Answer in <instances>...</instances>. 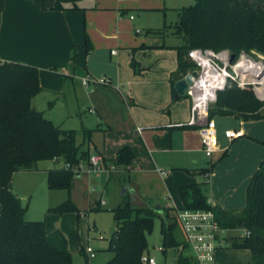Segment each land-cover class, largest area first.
<instances>
[{
  "label": "crops",
  "instance_id": "obj_1",
  "mask_svg": "<svg viewBox=\"0 0 264 264\" xmlns=\"http://www.w3.org/2000/svg\"><path fill=\"white\" fill-rule=\"evenodd\" d=\"M61 3L63 8H53L54 0H0V61L34 65L41 89L31 97V107L42 110L61 127L74 128L75 135L81 131V142L86 145L81 149L100 152L106 160L104 165L122 146L132 150L131 163L120 173L110 170L89 175L81 171L72 177L69 195L80 211L96 199L105 204L101 196L109 182L120 189L118 203L133 190L152 205L160 203L175 211L184 205L179 188L197 184L210 205L240 210L246 203L247 184L264 155V116L244 120L233 115H211L217 126L218 148L211 155L204 152L197 129L186 123L190 116L189 97L173 95L176 79L172 83L171 78L178 66L177 47L182 38L168 28L174 22L167 19L172 7L165 0ZM85 76L89 80L83 84ZM98 76H105L108 82L92 80ZM137 126L142 129L137 130ZM227 127L241 128L244 134L230 140L222 132ZM83 129L89 130L85 133ZM75 142L80 144L76 139ZM50 160L53 167L54 160ZM49 167L16 170L11 178L16 173L40 172L45 176ZM204 172H208L206 178ZM127 175L131 184L124 179ZM98 181L96 198L92 194ZM28 185L24 192H30L32 185ZM16 190L20 199L23 195ZM48 190L46 186L45 193L51 194ZM44 229L46 233L60 230L68 249L69 238L62 228L45 224ZM175 229V239L182 242ZM234 230L224 231L225 243L215 251V264L249 263L248 249L229 245L230 238L245 234L244 229L241 234H233ZM85 231L83 241L76 242L78 252L88 245V224ZM159 234L162 239L160 228ZM158 249L164 255L162 264H167L171 248L162 250L161 243ZM174 249L175 264L179 254L193 260L187 247ZM146 254L153 257L150 251ZM110 256L106 254L98 260L94 253L89 258L94 261L88 262L85 255L84 263L103 264Z\"/></svg>",
  "mask_w": 264,
  "mask_h": 264
},
{
  "label": "trees",
  "instance_id": "obj_2",
  "mask_svg": "<svg viewBox=\"0 0 264 264\" xmlns=\"http://www.w3.org/2000/svg\"><path fill=\"white\" fill-rule=\"evenodd\" d=\"M62 1L54 0L53 8H63ZM178 15L175 33L182 38V44L177 47L178 66L172 83L196 68L187 54L193 47L228 48L234 55L254 49L264 54V0H195L192 5L179 7ZM40 89L34 65L0 61V264H71L72 260L60 230L46 233L42 220L25 219L26 207L10 188L13 171L35 169L41 159L60 160V165L46 169L45 181L49 189H64L66 195L47 210L71 211L79 217L81 212L100 208L99 199L82 211L71 200L74 167L85 164L89 152L75 142L74 128L61 127L45 117L42 110L31 107V97ZM263 110L264 101L247 84L217 90L216 100L210 106V112L244 120L262 118ZM83 130L86 133L89 129ZM132 157L130 147L122 146L107 166L102 157V164L107 173L110 165L121 171ZM205 173L206 178L208 172ZM124 179L131 184L128 175ZM179 195L186 207L211 208L224 230L244 229L248 234L230 238V247L248 249V264H264V155L247 184L246 203L238 211L210 205L197 184L181 186ZM110 210L118 228L108 239L107 250L113 254L103 264H148L141 257L148 251L147 235L152 232L156 217L161 219L162 250L186 247L173 235L178 226L173 207L156 209L129 190ZM79 253L85 256L82 248ZM177 264L195 262L191 256L179 254Z\"/></svg>",
  "mask_w": 264,
  "mask_h": 264
},
{
  "label": "built area",
  "instance_id": "obj_3",
  "mask_svg": "<svg viewBox=\"0 0 264 264\" xmlns=\"http://www.w3.org/2000/svg\"><path fill=\"white\" fill-rule=\"evenodd\" d=\"M187 54L195 62L198 74L192 77L186 91L190 107V116L186 123L197 129L202 149L211 155L218 148L217 126L210 115V106L216 100L217 90L230 86L234 81L239 84L251 82L257 84L256 93L260 99H264V83L260 75L262 68L258 64L264 63V58L256 59L245 51L231 56L228 48L214 50L208 47H193ZM88 80L85 76L81 81L85 84ZM92 80L103 84L108 82L105 76ZM89 110L93 111L91 108ZM136 129L140 130L142 126H137ZM222 132L230 140L244 134L243 129L233 127L224 128ZM102 157L98 151L90 152L83 169L80 164L77 168L74 167V175L81 171L89 175L100 173L103 171ZM109 168L115 167L110 165ZM159 169L161 173H165L163 168ZM205 175L204 172V177ZM175 218L183 233V242L192 253L195 264H215V251L224 246L225 230L216 220L214 211L211 208H189L182 205L175 208ZM88 230L93 231V226H88ZM83 251L87 258L94 256V251L88 245L83 246ZM141 261L155 263L154 258L146 254L142 255Z\"/></svg>",
  "mask_w": 264,
  "mask_h": 264
},
{
  "label": "rangeland",
  "instance_id": "obj_4",
  "mask_svg": "<svg viewBox=\"0 0 264 264\" xmlns=\"http://www.w3.org/2000/svg\"><path fill=\"white\" fill-rule=\"evenodd\" d=\"M195 2V0H165V3L172 8L170 9L168 20L174 21L169 24L168 28H171L174 33L179 27V20H178V14L177 9L179 7L183 6H189L192 5ZM175 8V9H174ZM167 27V26H166ZM162 28H165L162 27ZM252 56H254L256 59L264 58V54L252 49L250 52ZM264 61V60H263ZM264 67V63H261ZM262 77V81L264 83V73ZM244 85L247 84L251 87V89L254 92V95L258 97V94L256 93V85L251 82L239 84L237 81H234L231 83V85ZM263 100L264 99H260ZM57 114V107L53 108V117L55 118V115ZM46 117V116H45ZM54 123V122H53ZM75 127H79L78 124ZM76 141L80 142V148L85 147L86 145H83L81 142V131H77L75 135ZM54 160L53 165L58 166L61 164L60 160ZM52 161L50 159H41L36 162V167H51ZM81 169L84 168V164H80ZM102 170L105 172L106 167H101ZM108 168V167H107ZM112 172L117 171L116 168L110 169ZM119 171L118 173H120ZM44 173L36 172V173H29V174H23V173H16L11 179H10V185L12 186V191H20L19 193H22V197L20 198V202L22 205L26 207L25 210V219L27 220H42L44 222V226H56V228L60 227L64 230V232L67 234L69 238V247L68 251L71 254V264H85L84 262L87 260L84 256H82L77 251V244L78 241H83L85 235H86V225L88 226L92 225L95 229L93 232L88 231L87 236L88 238V246L91 248V250L94 251L96 254V259L101 260L103 256L106 254H111L112 252L107 250L108 246V239L110 238V235L112 234L113 230H116L118 228V222L115 218L112 216L111 208L115 205H117V198H119L120 189L116 186H112L111 182H109L106 185V191L103 192L101 198L105 199V204H102L99 202L100 208L98 209H92L89 212L86 213H80V216L76 219L74 214L70 211H67L62 214H58L57 212L48 211L47 208L54 204L58 203L62 199H64V190H56V191H50L51 194H46V183L44 180ZM39 179H41L39 181ZM29 184L28 186H31L30 192L23 191L24 187ZM14 189V190H13ZM99 181L95 182V190L93 191V196L97 198L99 196ZM31 193V194H29ZM78 196V194H75ZM78 202L80 198H77ZM68 214V216H67ZM61 216V220L60 217ZM59 218V221H58ZM159 228H160V219L156 217L154 219V229L153 231L147 235V242H148V251L153 255L155 258L157 264H162L164 255L161 253V251L158 249V246H161V239L159 234ZM70 232V233H69ZM233 234H241L242 230L240 228L235 229L232 231ZM175 234L178 237V239L183 240L184 236L180 229V227H177L175 229ZM85 245V244H84ZM83 250V249H82ZM110 256V257H111ZM175 256H176V249L171 248L169 250V254H167V264H175ZM94 260L88 258V262H92Z\"/></svg>",
  "mask_w": 264,
  "mask_h": 264
},
{
  "label": "water",
  "instance_id": "obj_5",
  "mask_svg": "<svg viewBox=\"0 0 264 264\" xmlns=\"http://www.w3.org/2000/svg\"><path fill=\"white\" fill-rule=\"evenodd\" d=\"M229 52L231 53V56L234 55L232 51L229 49ZM198 74V71L196 68L186 72L183 76L179 77L174 82V97H180L186 94V91L188 89L189 83L192 81V77L196 76ZM264 112V110H263ZM211 115H214V112H210ZM156 209H161L162 205L160 203H157L154 205Z\"/></svg>",
  "mask_w": 264,
  "mask_h": 264
},
{
  "label": "bare ground",
  "instance_id": "obj_6",
  "mask_svg": "<svg viewBox=\"0 0 264 264\" xmlns=\"http://www.w3.org/2000/svg\"><path fill=\"white\" fill-rule=\"evenodd\" d=\"M259 65H260V67L262 68V71H261V76H263V73H264V67H263V65L261 64V63H258Z\"/></svg>",
  "mask_w": 264,
  "mask_h": 264
}]
</instances>
